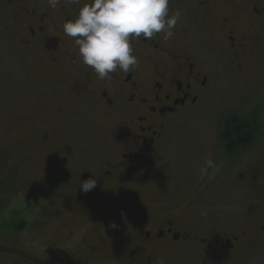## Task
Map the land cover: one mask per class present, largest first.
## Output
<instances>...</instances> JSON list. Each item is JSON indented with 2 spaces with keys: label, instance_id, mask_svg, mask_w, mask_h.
<instances>
[{
  "label": "flooded vegetation",
  "instance_id": "obj_1",
  "mask_svg": "<svg viewBox=\"0 0 264 264\" xmlns=\"http://www.w3.org/2000/svg\"><path fill=\"white\" fill-rule=\"evenodd\" d=\"M85 3L91 0L53 9L46 0H0V40L23 64L34 66L32 82L47 85L56 96L33 118L16 116L14 134L22 131L25 145L38 146L43 124L55 125L50 130L55 142L46 145L55 162L66 155L71 115L98 121L107 135L105 158L69 177V191L76 196L69 199L66 231L32 235L38 238L34 242L52 245L36 251L54 255L59 264H170L171 259L264 264V0H169V14L181 12L173 38L165 41L161 33L151 40L132 39L139 65L127 74L117 70L110 81L98 79L63 32V24ZM253 73L256 81L250 85ZM197 114L211 121L202 154L215 164L210 171L216 169L218 176L246 156L238 177L248 188L250 205L244 207L248 211L239 207L244 210L236 214L247 216L230 230L190 229L193 223L185 224L178 210L168 216L153 212L157 208L140 202L127 183V174L153 156L169 131ZM230 120L245 122L252 131L246 144L228 150L223 132ZM89 178L96 179V187L85 193L79 186ZM45 208L52 211L49 218L59 215L58 207ZM223 210L213 217L222 218ZM12 233L4 238H16ZM6 252L32 258L16 242ZM51 260L36 262L57 264Z\"/></svg>",
  "mask_w": 264,
  "mask_h": 264
},
{
  "label": "rangeland",
  "instance_id": "obj_2",
  "mask_svg": "<svg viewBox=\"0 0 264 264\" xmlns=\"http://www.w3.org/2000/svg\"><path fill=\"white\" fill-rule=\"evenodd\" d=\"M1 26L0 22V30ZM35 75L34 66L23 64L18 52L0 40V264H39L36 260L46 259L60 263L53 258L54 255L36 251L42 249L45 239L36 243L34 241L38 238H32V235L41 236L42 233V236H50L58 230L66 231L64 226L69 223L65 215L69 210V199L76 196L74 191H69V177L74 172L83 175L82 172L90 170V166L97 165L105 158L107 149L105 126L75 114L71 115L70 124L65 128L67 151L61 162L47 157L49 152L46 145L55 142L50 135L55 125L43 124L46 130H43L38 146L25 145L28 139L22 131L14 134L16 116L33 118L37 111L51 107L56 98L47 85L32 82ZM254 76V73L250 76V85L255 80ZM241 92L239 89L238 95ZM210 123L205 114L185 120L179 128L165 135L146 163L127 174V183L132 191L134 189L140 202L149 203L152 208H157L152 209L153 212L162 215L168 216L178 210L184 223H193L189 228L202 234L207 228L230 230L233 224L247 216L246 213L236 212L248 211L244 207L250 205L248 188L238 177L247 165L246 156L236 158L232 168L218 176L216 169L209 170V175L207 173L203 178L199 176V169L204 164L202 154ZM238 180L240 182L237 183ZM233 186L239 190L235 192ZM45 191L48 193H41ZM239 200L243 204L231 206ZM44 207H58L59 215L49 218L52 211L44 210ZM218 209H224L226 213L220 219L213 217ZM229 215H232L230 221ZM46 218L48 222L43 226ZM9 232H15L12 234L16 238L4 240L3 237L8 236ZM13 242L22 251L30 253L27 255L32 258L28 260L24 256L6 252ZM49 246L52 245L46 243L44 248ZM170 264L193 263H187L185 259H171Z\"/></svg>",
  "mask_w": 264,
  "mask_h": 264
},
{
  "label": "clouds",
  "instance_id": "obj_3",
  "mask_svg": "<svg viewBox=\"0 0 264 264\" xmlns=\"http://www.w3.org/2000/svg\"><path fill=\"white\" fill-rule=\"evenodd\" d=\"M79 3L80 0H46L47 7L53 9ZM180 19L179 10L169 14V0H91L80 7L74 20L63 24V32L74 39L82 62L93 69L98 79L110 81L117 70L127 74L139 65L138 57L133 55L132 39L151 40L162 33L167 41L173 38ZM214 167L213 160L206 158L199 176L203 178ZM96 183V179L89 178L79 187L87 193Z\"/></svg>",
  "mask_w": 264,
  "mask_h": 264
},
{
  "label": "trees",
  "instance_id": "obj_4",
  "mask_svg": "<svg viewBox=\"0 0 264 264\" xmlns=\"http://www.w3.org/2000/svg\"><path fill=\"white\" fill-rule=\"evenodd\" d=\"M251 131L252 129L250 128V126H248L245 122H237L234 120H230L229 122H227L223 132V138L225 140L224 142L227 149L230 150L233 147L243 146L244 144H246L249 141ZM18 221H21V219H19ZM5 239L7 238H4V240Z\"/></svg>",
  "mask_w": 264,
  "mask_h": 264
}]
</instances>
